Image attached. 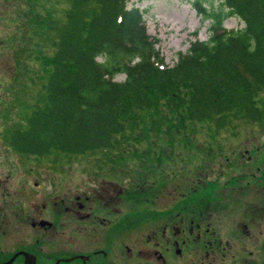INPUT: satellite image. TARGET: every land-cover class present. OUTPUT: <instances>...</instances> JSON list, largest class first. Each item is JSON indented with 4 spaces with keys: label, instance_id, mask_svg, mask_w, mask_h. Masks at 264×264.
<instances>
[{
    "label": "trees",
    "instance_id": "obj_1",
    "mask_svg": "<svg viewBox=\"0 0 264 264\" xmlns=\"http://www.w3.org/2000/svg\"><path fill=\"white\" fill-rule=\"evenodd\" d=\"M212 2L193 1L212 22L209 39L192 42L173 65L148 33L143 12L129 8L128 0H68L60 17L48 12L26 20L34 30L11 20L21 30L9 32L12 41L2 40V51H13L0 95L8 146L34 156H117L126 154L124 147L140 154L146 141L183 132L190 139V124L261 121L264 0H222L221 9ZM231 15L240 16L244 27L226 28ZM19 40L18 48L12 46ZM24 55L34 57L36 66ZM120 73L124 80L116 79Z\"/></svg>",
    "mask_w": 264,
    "mask_h": 264
},
{
    "label": "flooded vegetation",
    "instance_id": "obj_2",
    "mask_svg": "<svg viewBox=\"0 0 264 264\" xmlns=\"http://www.w3.org/2000/svg\"><path fill=\"white\" fill-rule=\"evenodd\" d=\"M257 143L225 156L236 174L225 184L221 162L216 170L186 172L184 187L173 180L183 177L181 165L166 172L160 160L161 176L151 179L148 170L139 180L119 169L118 156L106 166L105 155L98 163L109 170L86 171L78 192L48 177L49 187L37 180L23 196L5 192L1 180L0 264L13 257L10 264H264V142ZM168 184L176 186L168 191ZM31 202L38 204L32 210ZM25 222L34 229L30 237L18 229ZM8 224L14 250L6 249Z\"/></svg>",
    "mask_w": 264,
    "mask_h": 264
},
{
    "label": "rangeland",
    "instance_id": "obj_3",
    "mask_svg": "<svg viewBox=\"0 0 264 264\" xmlns=\"http://www.w3.org/2000/svg\"><path fill=\"white\" fill-rule=\"evenodd\" d=\"M193 1L128 0L129 8L135 6L142 10L148 33L153 38L159 39L157 47L165 57L168 65H173L178 60V54L186 52L192 42L198 39L208 40L211 35V20L198 13ZM67 6L68 0H0L1 83L2 70H5L8 65L13 64V51L7 48L2 51V40L12 41L9 32H13L17 28L10 24L11 20L16 21L18 19L20 25L24 24L23 26L29 28L25 21H29L30 17L38 19L48 12H52L56 17H60ZM211 6L215 9L224 8L222 0H214ZM31 11L33 12L30 13ZM244 25V20L238 15H231L224 21V26L229 30L240 29ZM17 30L21 29L17 28ZM29 30H34V26H31ZM13 44L12 46L18 48L21 45V40L14 41ZM23 57L29 66H36L37 63L34 57L30 58L29 55H24ZM11 68L12 65L10 70ZM116 79L124 80L125 74H118ZM39 87V85L35 86L36 90ZM0 95H2V85L0 87ZM24 97L25 99H30L31 92H27ZM259 100L263 110L264 93L259 95ZM11 113L14 119L18 117L17 111L13 112L12 109ZM188 130L189 132L186 134L191 137L190 139H183L182 137L185 135L183 132L179 133L176 138H161L159 141L156 140L157 144H151L146 141L142 144L140 154H135L134 149L131 147H124L122 151L126 152V154H118L115 164L119 165V169L124 168V170L129 169L133 171L136 179L141 178L139 180H142L141 175L143 171L146 172L148 170V176L151 179H157V177L161 176L159 170H165L159 168L160 160L165 161L166 172L176 170L174 165L178 164L181 166L177 169L181 170L184 175L181 179L174 177L173 180L175 179L176 184L178 181H182L183 186L186 187V185H189L186 181L190 180L187 177L188 175H185L186 172H202L207 171L209 168L216 170L217 165L221 162L224 165L226 164L228 170L223 175H220V183L225 184L227 179L236 175L234 172L231 174L232 170L230 169V165L226 163L225 156L240 155L245 148L251 147L252 140L260 141V143L264 142V118L261 121L235 118L231 123L228 122L224 125L194 123L188 126ZM260 143L257 144L260 145ZM262 144L264 145V143ZM149 148H151L150 152ZM101 155H104L102 151L82 154H67L53 151L50 154L42 156L19 153L8 146L2 136V117L0 118V181L2 180V189H5L7 193L11 191V194H13L16 190H19L18 193L25 196L26 193L30 192L29 188L35 186V181L39 180L42 187H49L51 178H54L58 186L69 187L71 191L78 192L89 176L85 173L86 171L109 170L106 166H108L113 156H107L109 159L103 160L106 162V166H104L106 168L103 169L98 163V159H100L98 157ZM194 158H197L199 162L197 163ZM196 164L198 167H196ZM199 181L203 180L199 179ZM176 184H168V191L173 186H176ZM42 191L43 189H39V194ZM248 193L251 195L250 192ZM257 195L260 196L258 192ZM262 195H264V190ZM1 200L0 187V204ZM31 204L30 210L38 205L33 204V202ZM234 218L236 222L240 219L238 216ZM7 228L6 244L8 248L6 249L14 250L13 246L16 242L14 224H8ZM18 229L23 236L30 237L34 234V229L29 222H25L22 225L19 224Z\"/></svg>",
    "mask_w": 264,
    "mask_h": 264
},
{
    "label": "water",
    "instance_id": "obj_4",
    "mask_svg": "<svg viewBox=\"0 0 264 264\" xmlns=\"http://www.w3.org/2000/svg\"><path fill=\"white\" fill-rule=\"evenodd\" d=\"M27 256H28V255H27ZM13 259H14V258H12V259H10L9 261L4 262V263H2V264H10V263L12 262Z\"/></svg>",
    "mask_w": 264,
    "mask_h": 264
}]
</instances>
